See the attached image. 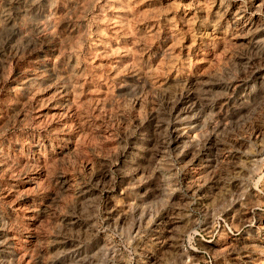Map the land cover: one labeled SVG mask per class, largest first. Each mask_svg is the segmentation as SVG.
Listing matches in <instances>:
<instances>
[{
    "label": "rangeland",
    "instance_id": "1",
    "mask_svg": "<svg viewBox=\"0 0 264 264\" xmlns=\"http://www.w3.org/2000/svg\"><path fill=\"white\" fill-rule=\"evenodd\" d=\"M0 264H264V0H0Z\"/></svg>",
    "mask_w": 264,
    "mask_h": 264
},
{
    "label": "bare ground",
    "instance_id": "2",
    "mask_svg": "<svg viewBox=\"0 0 264 264\" xmlns=\"http://www.w3.org/2000/svg\"><path fill=\"white\" fill-rule=\"evenodd\" d=\"M243 15V14H242ZM240 19V18H239ZM245 113V112H244ZM201 186V185H200ZM167 230V229H166ZM170 230V229H169ZM262 246V245H261ZM252 247V246H251ZM256 248V247H255ZM145 249V248H144ZM235 249V248H234ZM228 250V249H227ZM254 250V249H253ZM258 253V252H257ZM248 257V256H247ZM251 258V257H250ZM247 263V262H246Z\"/></svg>",
    "mask_w": 264,
    "mask_h": 264
}]
</instances>
